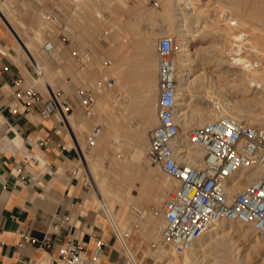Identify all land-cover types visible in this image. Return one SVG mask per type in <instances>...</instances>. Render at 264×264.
<instances>
[{"label": "rangeland", "instance_id": "1", "mask_svg": "<svg viewBox=\"0 0 264 264\" xmlns=\"http://www.w3.org/2000/svg\"><path fill=\"white\" fill-rule=\"evenodd\" d=\"M166 1L168 0H124V1L123 0H76V1H73V0H0V7L2 8V11L6 14L7 18L9 19V23L11 24L10 26L0 15V31L3 32L5 26L6 27L8 26L10 28V32L8 31V34H9L8 36L10 37V40L13 42V46L19 55L18 63L22 65V67L28 68V71L26 70L27 83L30 85H34L36 89H38L39 91L43 93L45 98L48 96L50 90L45 85L43 78L40 77L41 74H46L47 76L46 79L49 82L50 86L52 84L53 53L45 52L43 49V45L48 39L52 40L56 46L55 51H54V56L57 61L58 60V57H57L58 50H62L63 47L65 46L66 41L64 40V38H68V37L72 39L76 38L75 30H74L75 28L79 34L78 38L81 36V34L85 33L86 35L96 40L104 39L107 41L108 53H106L105 57L106 59L109 58L113 61L112 65L105 67V70L107 71V75L109 77L116 78L117 65L118 66L121 65L119 66L120 75L123 72L124 80L123 82L120 81L118 83L119 84L118 92H117L116 83H114L113 86L111 87H106L103 89V93L105 95V99H104L105 103L102 108V115L100 119L92 120L90 124L85 125V127H82L84 126L82 125L80 127L76 126L77 129L75 128L76 136L79 138L81 146L84 147L86 150H89L86 148V138H87L86 136L89 134L91 128L93 127V124L95 122H98L102 124V127H103L102 134L105 133L107 129H109L108 126L111 127L112 125L114 127V128L113 127L111 128L114 129L113 132L116 136L115 135L112 136L114 141L110 144V147L112 148L111 151L114 150L112 153L113 155H115L117 160L118 159L121 160L122 158H123L122 160H124L125 158V155H124L125 153L116 150V145H117L116 143H118L119 140L123 141L125 138H127L125 140H128L129 142L128 141L127 142L129 144L125 143L126 144L125 148L127 152L131 151L132 153L133 145L131 142L132 141L131 133L135 132L138 129L137 127L143 126L141 124L144 119L143 118L144 117L143 115L144 107L143 106L148 104L144 98V94L147 90H150L151 94L153 95L157 94L154 105H153L155 107L154 111L157 117H155L152 123L148 125L147 134L149 135L150 130L158 124L157 101H158V95H159V80H158L157 73H158L159 59L158 57L153 59V55L157 54L158 38L165 34L170 35V33L167 32L169 29V25L167 23L165 16L163 15V7ZM207 1L208 0H205L204 2H207ZM211 2H212L211 7H213V9L217 8L218 11L219 10L221 11L218 14L220 16V17L218 16L219 18L218 20H220L221 22L213 23L214 25L213 27L216 26L215 28L217 30H220L224 33L226 31L227 35L229 33L230 34L228 36L223 33L221 35L211 34L208 37L209 39L206 42L197 44V49H199V52H198L199 56H202L203 54H212L213 51L218 52V50L220 49L219 46H221V42L225 41V39H226L225 42H227L226 44L230 45V46L228 45L229 47L228 46L227 47L229 49L234 48L236 44L235 41H233L234 38L236 37V35H238V33L239 34L242 33L240 34L242 35V39L244 41L246 40L244 43V46H246L245 47L246 50L248 49L247 52L243 54L244 55L248 54L249 57L251 58L253 57L255 60H259V63L261 64V66L260 67L258 66V67L260 70L264 72V0H211ZM156 3H158V5H156ZM58 11L63 12L64 14L66 12L70 14V16H68L69 17L68 20L64 19L65 21H67V23L65 24V28H58L48 17L51 13L58 12ZM223 12H225V14ZM221 14H223V16L225 15V17H223ZM226 14L227 16L228 15L229 16L227 17ZM215 16L216 14L213 13L212 17H215ZM230 16L231 18L234 17L233 19L238 20L237 25L236 24L231 25V23H229L231 22ZM63 17H65V15ZM228 25L229 27L233 28L232 29L233 32L231 31V29H229ZM227 29L229 32L227 31ZM38 32L40 35L36 34ZM15 33L24 41L31 42L32 52L35 55V57L37 56L39 64L43 68L41 71L37 67V65L33 62L27 50L24 49V47H22ZM225 36H227L228 39L225 38ZM147 38L148 40H150V44H151V47L153 46V49L151 48L150 53L145 55V51H144L145 49H144V46H142V44L144 43L143 41L147 40ZM230 39L231 40L233 39V40L231 41ZM216 42L219 43V46H217L218 44ZM133 49L134 51H137V54H138L137 58L134 60L131 57V55L128 56L127 54V52L131 54ZM121 50H124L125 52L124 58L122 59L121 57L119 58V60H117L116 54L117 52L119 53V51ZM145 58H148L150 60L147 62L149 65L148 71H146L145 68H144L145 70L143 69ZM227 58L229 60L231 57L227 56L226 60ZM133 64L139 69L138 79L135 82H133L132 80L128 81L126 79V72L127 70L133 68ZM214 67L215 66H208V67H205L204 69L201 68V69L194 71L192 76H194L197 73H200L203 70L205 71L208 70L207 74L209 76V83H207L208 85L206 84L208 88L207 87L205 88V86L194 88V92H193L194 95H192L191 99H189L192 105L191 108H194V106L195 107L204 106L206 109H213V105L215 102H220V104L222 103L221 105H223L225 101L224 94L228 93L230 98L235 99V100L238 99V101H241V100L244 101V103L246 104V107L249 108L251 111L252 110L253 112L256 111L255 113L261 112V109H263V106H264V101H261L259 97L264 94V83L263 82L259 86H256L257 88L252 87L248 91V93L245 95L238 94L239 91L229 92L228 91L229 89H227L228 88L227 83H232V84L237 83L239 78L237 77L238 79H236V76H238L240 72L241 73L242 71L244 72V70L239 71L238 73V71H235V69L231 70L232 71L231 72V71H224L223 68L218 69ZM153 74L155 77H153ZM222 76L224 77V79ZM213 80H214V83H213ZM220 85H223V86H220ZM223 88H226V89H223ZM117 93H118V96H117ZM198 96L200 98H196ZM222 96L224 97L222 98ZM125 97L127 99L126 101L128 102L124 101L122 103L121 99L122 98L125 99ZM122 114H124L123 115L124 117L121 116ZM241 120H245L250 124L261 126L257 121H250L245 118ZM110 122H112V124ZM109 123L111 125H109ZM115 124H116V127L117 125H119V127H117L118 129L115 128ZM116 131L118 132L120 131L119 133L121 134V136L117 135L118 132ZM125 131L126 132L128 131V132L126 133ZM126 134H128V136H126ZM148 152H149V149H148ZM88 153H90L93 156L94 164L96 163L95 165L97 166L99 165L98 166L99 168L96 166L97 172H99V174H97L98 176L99 175L103 176V174L107 172L108 174L105 173V175L109 176V179H108L109 181L113 182L115 185L121 188L125 186L123 190L124 191L127 190L125 193H127L128 195L125 196L124 200H121V199L119 200V198H115L112 196L109 200V203L111 205L114 204L113 214L114 213L118 214L119 212L120 219L118 221H115L114 219L110 218L113 223L114 228L115 229L118 228V230L120 229L119 230L120 232L117 229L116 231L120 234L122 238L123 237L127 238V233L131 232L133 228H135V232L139 234V236L145 241V244H148V247H149L148 254L151 257L150 264H154L155 262H157L158 264H164L163 260L159 258H161V256L165 254H168L172 250H168L170 248L163 244L160 234L158 236L159 227H157L156 230L152 231L148 225L143 226L140 223L141 221H146L149 214L153 213L156 215V217H159L158 218L159 222L161 225H163V216H162L163 211H161L162 207L161 205H159V204H162V202L160 201L157 205V203L149 201V199H151L149 198V196L150 197L152 196V198L155 197L153 193L155 192L157 188L156 186L157 182L161 181L160 179H162V176L160 174H159L160 176L156 175L155 172L153 175H151L153 173L151 172L150 176L152 178H150V183L148 187H145L146 189L149 188L147 189L148 191H151L150 195L141 196V192H140V188L142 186L141 180H139L140 182L136 180L135 186H132V188H130L131 187L130 179L129 180L125 179L123 181L118 174H116L114 171H110V167H111L110 157H108L104 153L99 154L96 148H93ZM96 153H98L99 156ZM148 162L147 163L144 162V164H141V171L144 172L142 174H146V172L149 170V168H147V165L150 164L152 166H155L154 162L151 159L148 160ZM100 165H103L104 167ZM114 167L115 166H113V168ZM102 168L103 170H101ZM69 169L77 170L76 174L84 179V181L86 182L91 192V195L99 200L93 188L90 173L87 170L84 160L81 155L77 154L76 160L70 163ZM110 178H112L113 180ZM122 181L124 183L125 182L127 183L124 184ZM175 181L176 180L173 179L171 182L174 189H175V186H177V183H176L177 181L176 182ZM130 192L131 194L129 195ZM164 198H166V195L162 199L164 200ZM139 206L144 207L146 212L143 211ZM129 218H131V220ZM235 223L237 224L239 222H235ZM241 225H244V224H241ZM251 231L253 233L250 238H243L242 233L237 232V231L233 232L231 234L230 241H237L235 244L237 245V249L240 250V259L242 261V264H264V261H263L264 244L263 245L260 244L257 247H252L251 241H253V239L257 237L258 235H257V232H254L253 230ZM125 238L123 239L125 240ZM227 241L222 240L221 243L228 244L229 241L228 242ZM262 241L264 242V240ZM152 244H155L156 247H153ZM213 251L214 249L211 250V252ZM211 252L210 251L207 252L209 253L210 257L209 256L206 257L205 259L206 262H210V261L212 262L210 258H211V255H214V254H210ZM181 255L183 254L179 255L180 259L183 257V256L181 257Z\"/></svg>", "mask_w": 264, "mask_h": 264}, {"label": "crops", "instance_id": "2", "mask_svg": "<svg viewBox=\"0 0 264 264\" xmlns=\"http://www.w3.org/2000/svg\"><path fill=\"white\" fill-rule=\"evenodd\" d=\"M68 16L66 12L64 19ZM74 30L76 38H64L57 61L55 49L52 51L51 90L72 100L75 108L68 120L60 114L42 119L41 102L24 105L16 101L14 91L19 85H30L28 68L18 63L19 55L8 36L10 28L0 31V68H5L0 76V264H55L61 245L87 242L91 255L99 240L104 242L101 264H135L132 255L142 264H150L148 244L135 228L124 240L84 179L76 175V169L68 168L82 150L75 126L100 119L105 103L103 91L97 93L93 113L88 116L80 106L79 90L111 79L118 92V83L124 80L118 65L116 78L107 75V41L85 33L78 38ZM127 54L133 60L138 56L134 49ZM124 55V50L117 52V60ZM156 57L158 54L153 55ZM138 73L133 64L126 79L135 82ZM17 104L20 111L15 113Z\"/></svg>", "mask_w": 264, "mask_h": 264}, {"label": "built area", "instance_id": "3", "mask_svg": "<svg viewBox=\"0 0 264 264\" xmlns=\"http://www.w3.org/2000/svg\"><path fill=\"white\" fill-rule=\"evenodd\" d=\"M64 15L58 11L48 17L59 28H65ZM55 47L48 39L43 49L52 53ZM175 50L172 36L165 34L158 38V124L150 130L148 154L154 163H159L178 181L161 204L162 242L182 254L213 224L223 219L252 225L255 232L264 238V127L228 114L217 115L189 130L188 141L205 151L202 163H192L188 147L178 140L181 126L176 120L178 81ZM112 63L109 58L104 61L107 66ZM4 70L0 68V76ZM113 84V80L107 79L97 82L92 89L79 90L80 106L88 116L93 113L97 93ZM14 96L24 105L41 102L39 113L42 119L60 114L63 120H68L75 108L72 100L62 92L51 90L45 98L34 85H19ZM213 107L220 110L222 105L217 102ZM19 111L17 104L13 112ZM102 131V124L96 122L87 135V149L97 144ZM247 177L251 179L241 190L231 191L234 184ZM87 244L69 241L61 245L54 258L55 264H101L104 242L99 240L91 255H88Z\"/></svg>", "mask_w": 264, "mask_h": 264}, {"label": "bare ground", "instance_id": "4", "mask_svg": "<svg viewBox=\"0 0 264 264\" xmlns=\"http://www.w3.org/2000/svg\"><path fill=\"white\" fill-rule=\"evenodd\" d=\"M204 1L203 0H168V1H166V3L164 4V7H163V15L165 16L167 23L169 25V29L167 32H169L170 35L173 36V38L175 40V45H176V50H175V55H174V61H175L176 69H177L176 75H177V81H178V105H177L176 120L178 121V123L181 126L180 133L178 135V140L181 141L184 145H186L188 147L189 159L192 163H202L203 159H204V154H205V151L202 148H200L196 145H193L191 142L188 141V132L194 126L202 125L205 122L212 120L217 115L228 114V115H231V116L238 118L240 120L245 118V119L250 120V121H257L261 126L264 127V106H263V109H261V112L255 113L256 111L253 112V110L251 111L249 108L246 107V104L244 103V101H242V100L238 101V99H236V100L232 99V98H230L228 93L224 94L225 95V101L222 105L223 107L220 110H215L214 107H213V109H206L204 106L203 107L197 106L196 102H195L196 103L195 105L197 107L194 106V108H191L192 105H191V101L189 99H191L192 95H194L193 94L194 88H198V87H202V86H205V88L206 87L208 88V86H206V84L209 83V76L207 74L208 70L207 71L203 70L200 73H197L194 76H192L194 71H196L198 69H201V68L204 69L205 67H208V66H215L214 68H218V69L223 68L224 71H231V70L235 69V71H238V73H239V71L244 70V72L243 71H242V73L240 72L238 76L235 75L236 79L239 78L237 83H235V84L227 83L228 88L226 87L227 89H229L228 90L229 92H238L239 91L238 94H241V95L247 94L248 91L252 87L259 86L262 82L264 83V72L259 69V67L261 66V64L259 63V60H255L253 57L252 58L249 57L248 54L247 55L243 54V53H246L248 49L246 50V48H245L246 46H244V43L246 40L244 41L242 39V35H240L242 33H240V34L238 33V35L235 34L236 35L235 38L232 37V38H234V40L233 39L232 40L235 41L236 44H235L234 48L229 49L228 47L230 45L228 44L229 45L228 46L226 44L227 42H225L226 41L225 38H227V36L230 33L227 35L226 31L224 33L220 30H217L215 28L216 26L213 27L214 26L213 23L221 22L220 20H218L219 19L218 14L221 11L220 10L218 11L217 8L213 9V7H211V5H212L211 0H208L207 2H204ZM213 13L216 14L215 17H212ZM223 13L225 14V12H223ZM0 15L11 26V24L9 23V19L7 18L6 14L2 11L1 7H0ZM221 15L223 16V14H221ZM226 16H227V14H226ZM223 17H225V15ZM41 18H43V17H41ZM230 18H231V16H230ZM233 18L234 17L231 18V22H229V23H231V25L232 24L237 25L238 20H235ZM225 21H226V19H225ZM242 25H244V24H242ZM228 27H229V25H228ZM229 29H231V31H232L233 28L229 27ZM227 31H228V29H227ZM165 33H166V31H165ZM222 33L226 34L227 36H225V38H224L225 41H223V42L220 41L221 46H219V43H217L218 41L216 42L218 44V45L217 44L216 45L220 47V49L217 47L219 49L218 52L213 51L214 53L212 52V54H203L202 56H199V54H198L199 49H197V44H201V43L206 42L209 39L208 37L211 34L212 35L213 34L214 35H221ZM36 34H39V32ZM16 36H17V39L19 40L20 44L22 45V47H24V49L27 50V52L31 56L33 62L37 65V67L41 71L43 68L40 66L39 61L37 59V56L35 57V55L32 52L31 42L24 41L17 34H16ZM41 36H43V35H41ZM222 37H223V35H222ZM143 42L144 43L142 44V46H144L145 55H147L150 53L151 48L153 49V46L151 47L150 40H148V38H147V40H145ZM33 51H35V50H33ZM227 56H230L231 58L229 60L227 58V60H226ZM147 59L148 58H145L144 67H143V69L145 68L146 71H148V69H149V67H148L149 65L147 62L150 61L149 59L148 60ZM119 66H121V65H119ZM45 76H46V74H41L40 77L43 78L45 85L48 87V89L51 92V86L46 79L47 76L46 77ZM223 79H224V77H223ZM213 83H214V80H213ZM220 86H223V85H220ZM260 87H262V86H260ZM226 88H223V89H226ZM219 94H217V95H219ZM156 96H157V94L156 95L151 94L150 90H147L144 94V98L148 104L143 106L144 107L143 108V112H144L143 118L144 119H143V122L141 121L142 122L141 124L143 126L137 127L138 129L135 132L131 133V138H132L131 142L133 145L132 153H131V151L127 152V150L125 148V145H126L125 143L129 144L128 143L129 141L125 140L127 138L124 139L125 141L119 140V142L116 143L117 144L116 150L125 153L124 154L125 155L124 160H122L123 158L121 159L122 161L119 159L117 160L115 155H113V153H112L114 150L111 151L112 148L110 147V144L114 141L112 136L115 135L113 132L114 127L111 125L112 122H110L111 124L109 123V125H111V127H113V128L108 126L109 129H107L105 133L101 134V136H100V138H99V140L95 146H93L89 150H86L84 147H81L82 150H80V152H81L80 155L82 156L84 163H85V166L90 173V177L92 180V184H93V188L95 190L96 196H98V198L101 202V206L104 208V210L108 214V216L111 219H114L115 221H118L120 219L119 212H118V214H115V213L113 214V212H114L113 205L114 204L111 205L109 203V200H110L111 196L115 197V198H119V200L120 199L124 200L125 196L128 195L127 193H125L127 190L126 189H125L126 191L123 190V188L125 186L123 188H121V187H118L117 185H115L113 182L109 181L108 180L109 176L105 175V173H107V172H105L103 174V176H100V175L98 176L97 174H99V172H97V168H96L97 165H95L96 163L94 164L93 156L90 154L91 152L90 153H88V152L90 150H92L93 148H96L98 150L99 154L104 153L105 155L110 157L111 158L110 171H114L116 174H118L123 181L125 179H128V180L130 179L131 180V183L129 182L131 184L130 188H132V186H135L136 180H138V181L141 180L142 186H141V188L139 187L140 192H141V196H144V195L149 196L150 195L151 191H148L147 189H149V188L146 189L145 187H148V185L150 183V178H152L150 176L151 172H153L151 175H153L154 172L156 173V175L160 174L162 176V179H160L161 181L157 182V185H156L157 188H156L155 192L153 193V195H155V197L152 198V196L151 197L149 196V198H151V199H149V201L157 203V205L160 201L162 202V200H163L162 198L165 195L167 196L168 193L174 189L171 182L175 178H173L167 172H165L159 163H154L155 166H152L150 164L147 165V168H149V170L146 172V174H142L144 172L141 171V164H144V162L147 163L148 160H150L149 154H148V149L150 148V138H149V135L147 134V127L149 124L152 123L154 118L157 117L156 113L154 111L155 107L153 106L155 99H156ZM223 97L224 96H222V98ZM196 98H200V97L198 96ZM218 98H219V96H218ZM259 98L261 101H264V94L262 96H260ZM126 100L127 99L125 97L124 101L128 102ZM194 100H195V98H194ZM245 102H246V100H245ZM215 103H217V102H215ZM218 103H220V102H218ZM129 104H130V102H129ZM122 109H124V108H122ZM123 115L124 114H122L121 116L124 117ZM71 118H73V117H71ZM112 119H114V118H112ZM111 120H109V121H111ZM115 122H116V120H115ZM257 122H255V123H257ZM82 125H84V124H82ZM76 126H75V128L77 129L78 126L77 127ZM82 127H85V125ZM108 127H106V128H108ZM117 127H119V125H117ZM117 127L115 124V128H117ZM116 132H118V131H116ZM119 132L117 133V135L121 136V134ZM121 133H123V132H121ZM115 136H114V138H115ZM126 136H128V134H126ZM98 153H96V154L98 155ZM94 157H96V156H94ZM112 165L115 167L113 168ZM100 166H103V165H100ZM64 168L65 169L67 168L66 165L63 166V170H64ZM101 170H103V168ZM110 179H112V178H110ZM250 179H251V177H247L245 180L238 181L231 188V191L235 192V191L241 190L250 181ZM128 180H126V181H128ZM175 180L177 181V179H175ZM152 182H154V181H152ZM125 183H127V182H125ZM176 183L178 184V181ZM121 184H119V185H121ZM127 188H128V186H127ZM130 194H131V192L129 193V195ZM151 195H152V193H151ZM128 202H129V200H128ZM159 205H161V204H159ZM139 207L143 211H145L144 207H142V206H139ZM160 209H161V207H160ZM161 211H162V209H161ZM159 213H160V211H159ZM158 218L159 217H156L155 214L150 213L149 216L147 217V220L141 221L140 223L143 226L148 225L152 231L156 230L157 227H159L158 236L160 234V237H162L161 236V229H162L163 225L160 224ZM129 219L131 220V218H129ZM239 223L236 224L234 221L225 220V219L220 220V221L216 222L215 224H213L207 231H205L203 233V235H201L193 243V245L190 249L183 252L182 253L183 255H181V257L182 256L183 257L181 259L179 257L180 254H178L177 252H175L172 249H168V250H172L171 251L172 253L169 252L168 254L161 256V258H159V256H158V258L163 260L164 264H219V263L220 264H242V261L240 259V250L237 249V245L235 244L237 241H230L231 240V234L233 232L237 231V232L242 233L243 238H250L252 233H253L251 230H253L255 232V229L253 228L252 225H249V224L241 225L242 223L241 224H239ZM125 228H126V226H125ZM116 229L118 230V228H116ZM260 237L261 236L258 235L257 237H255L253 239V241H251L252 247H257L260 244H262V245L264 244V242L262 241V240H264V238H262V237L260 238ZM221 239L225 240V241L228 240L230 242V244L228 241H227L228 244L221 243V241H222ZM162 248H163V246H162ZM213 249H214V251L211 252V250H213ZM208 251L211 252L210 254H214V255H211V258H210L212 260V262L211 261L210 262L205 261L206 257L209 256V253H207ZM163 253H164V251H163ZM159 254H157V255H159ZM132 256H133L135 264H142L141 260H139L137 257H135L136 255L135 256L132 255ZM263 261H264V259H263ZM154 264H158V263L155 262Z\"/></svg>", "mask_w": 264, "mask_h": 264}]
</instances>
